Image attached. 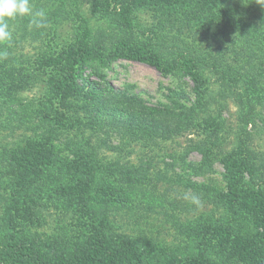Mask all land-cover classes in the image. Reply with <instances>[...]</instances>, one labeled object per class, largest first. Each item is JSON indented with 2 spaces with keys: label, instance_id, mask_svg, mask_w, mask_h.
<instances>
[{
  "label": "rangeland",
  "instance_id": "374dc122",
  "mask_svg": "<svg viewBox=\"0 0 264 264\" xmlns=\"http://www.w3.org/2000/svg\"><path fill=\"white\" fill-rule=\"evenodd\" d=\"M217 1L223 9L228 10L226 5H232V0ZM160 2L134 7L132 30L137 24L143 32H132L115 19L114 0H30L31 14L9 21L12 39L0 42V195L10 196L24 184L17 176L20 150H29L37 143L48 145L45 171L32 189L29 207H24L18 223L19 239L28 233L34 235L38 248L46 255L60 253L62 247L94 230L99 225L95 220L97 203L110 197L115 201L109 216L115 223V239L130 243L129 247L136 251L129 264H175L180 260L198 264H246L243 254L235 247V232L258 234L253 225L257 218L244 209L241 201L231 203L225 198L226 165L221 160L238 149L242 110L234 96L221 97L223 79L209 58V53L215 50L211 33L204 39L198 38L191 48L204 61L209 58L198 66L212 102L217 101L210 106L209 113L194 109L200 94L190 75L164 73L144 62L108 56L123 41H132L133 36L149 41L150 29L158 21H165L168 16L177 18L180 8L170 6L168 0ZM235 4L240 8L237 14L244 17L235 19L238 36L226 34V39L237 43L228 52L241 45L247 26L264 32V9L260 3L236 0ZM79 9L91 30L90 38L99 41L107 54L105 62L95 61L87 66L80 83L104 93L92 99L90 93L88 96L82 93L63 100L52 91L66 55L84 29L77 13ZM40 11L44 16L36 15ZM181 20L179 16L177 21ZM229 26L226 23L225 28ZM256 48L261 70L257 69L258 77L249 84L262 94L255 106L261 116L254 117L256 127L248 124L247 131L252 134L249 144L258 164L264 166V132L257 134V128L264 127L262 37ZM226 61V64L234 61L240 67L232 53ZM221 64L225 65L224 62L218 65ZM241 86L227 89L240 91ZM123 92L135 94L145 106L156 110L127 103L118 96ZM117 100L122 109H135L134 117L141 121L155 113L167 134L158 132L153 139L151 135L156 133L147 128L144 133L123 138L107 123L106 106ZM174 109L182 112L183 118L167 121L162 112ZM99 111L107 117L97 116ZM85 139L84 145L95 151V160L103 171L94 182L97 188L83 200L72 197L75 194L70 189L75 187L62 190L64 195L69 191L70 201L60 195L59 189L63 183L71 186L77 183L72 173L83 163V158L77 159L70 145L72 142L80 145L79 141ZM207 148L217 157L206 168L193 172L186 167L185 163L200 165ZM83 149L85 154L89 153ZM122 168L137 171L130 176L116 171ZM249 180L250 175L245 172L236 190L244 192ZM188 182L214 190L201 191ZM101 188L114 194L105 195ZM1 216L0 205V225ZM255 262L264 264L263 259Z\"/></svg>",
  "mask_w": 264,
  "mask_h": 264
},
{
  "label": "trees",
  "instance_id": "16d2710c",
  "mask_svg": "<svg viewBox=\"0 0 264 264\" xmlns=\"http://www.w3.org/2000/svg\"><path fill=\"white\" fill-rule=\"evenodd\" d=\"M114 1L113 8L115 10L113 14L115 19L117 18L122 25L127 26L131 30L134 28L132 17L134 7L141 4L152 5L154 3H161V0ZM256 1L264 9V0ZM230 2L232 5H226L229 8L227 10L223 9L217 0H168L167 4L180 8V12H177V18L180 16L181 21H177V18H169V16L167 18L166 15L167 19L165 21H158L155 24L156 26L150 29L148 34L149 41H142L133 36L134 40L132 39L130 42L123 41L120 43L121 47H117L108 56L110 58L122 57L144 62L164 73L190 75L194 79L197 91L200 94L194 109L205 112L210 110L213 102L217 101L212 102V97L205 86V80L198 71V66L202 65L203 62H207L211 57V66L215 68V71L220 74L219 77L223 79L221 97L224 98L227 94H230L232 97L234 96V100L240 104L242 110L239 117L243 126L238 133V149L223 156L221 160L226 165L225 177L227 179L228 192L225 193V198L231 203L241 201L244 209L257 218L253 225L258 230V234L235 232L236 237L234 240L235 247L240 250V254H243V261L246 264H256L255 261L264 260V166L258 164L257 155L250 147L249 143L252 134L247 131V126L252 123L256 127V119L261 116L255 106L258 97L262 94L255 86L249 83L258 77L256 75L257 69L261 70L260 55L256 47L261 37L264 41V32L260 28L256 29L253 26H247L244 29V39L240 40L242 41L241 45L232 48L228 52L229 48L237 43L226 39V34L238 36L235 34V30L238 31V22L235 19L243 16L237 14L240 8L235 4L236 0ZM222 4H226V2ZM77 13L84 23V29L79 41L75 43L74 47L66 55L61 71L54 81L55 85L52 91L54 92V96H61L63 100L76 94L81 95L82 93L86 96L91 94L90 97L92 99L104 93L94 86H82L80 83V78L87 66L95 61L105 62L107 54L104 53L99 41L90 38L91 30L80 14V9ZM222 18L225 20L223 21ZM226 23H230L228 29L225 28ZM135 27L132 32L136 30L140 31L137 24ZM210 33L215 50H212V53H209L207 61H204L202 58H199V53L196 51L192 52L191 48L194 46L192 45L193 43L199 39H204ZM230 53L235 57V61L237 59V62L240 63V67L236 66V62L234 61L231 64H226V59H229ZM218 56H222V59ZM223 62L225 65H218ZM239 84L242 85L240 91H228L227 87H230V90H236ZM109 88L112 89L110 86ZM109 94L115 95L110 92ZM118 96L123 97L127 103L132 105L141 106L143 109L156 110L145 106L142 99L135 94L123 92ZM106 107L109 110V113H107V123L115 127L116 132L123 138L132 137L137 133H144L147 128H151V131L156 133L151 135L153 139L158 135V132L167 134L164 128H162L163 125H160L156 119L155 113L151 114L150 118L141 121L139 118L134 117L135 109L128 110L126 107L122 109L120 100L111 101ZM162 113H164L167 121L174 120L177 117L183 118L182 112H177L175 109ZM99 115L104 116L105 114L99 111L97 116ZM255 116H257L256 119H254ZM257 131V134L263 133L264 127L260 130L257 128ZM86 142L87 139L80 140V145L73 142L70 145L73 146L77 159L83 158V163L79 164L77 171L72 173L76 176L77 183L73 186L68 185V183L61 185L59 193L65 198L69 199V191L64 195L62 190H68L70 187H75L70 189L75 194L72 197L81 198L82 200L97 188L94 182L98 173L103 171V168L95 160V151L86 148ZM84 147L89 153L85 154ZM18 151L19 149H17V153ZM48 151L49 147L44 143H37L29 150L25 148L21 149L17 157V176L24 181V184L18 188L19 191L13 192L10 196L0 195V205L2 206L0 264H129V261L133 260L132 256H136V251H132V248L129 247L131 246L130 243H123L115 239V236H117L113 233L115 223L109 218L115 201L110 197L102 198L97 203L98 213L95 220L98 221L99 225L95 226V229L86 234L83 239H79L67 247H62L60 253L56 252L52 256L44 254L38 248L39 243H37V239L30 233L26 234L24 238L19 239L20 229L18 228V223L22 218L23 210L29 207L28 201H30L32 189H34L37 180L45 171ZM204 155V159L200 165L185 163L186 167L195 172L206 168L208 162L217 157L214 151H211L209 148L204 151ZM116 171L130 176L137 170L122 168ZM245 172H248L250 175V180L248 181L246 190L239 193L236 190V186L239 180L244 177ZM188 185L201 191L211 192L214 190L211 187L199 186L193 182H188ZM103 193L105 195H113L114 191L106 192L104 189ZM259 228L261 231H259ZM139 254L140 256L142 255L141 253ZM141 260L144 261L142 257ZM175 264L198 263L191 260H180Z\"/></svg>",
  "mask_w": 264,
  "mask_h": 264
},
{
  "label": "clouds",
  "instance_id": "9594fccd",
  "mask_svg": "<svg viewBox=\"0 0 264 264\" xmlns=\"http://www.w3.org/2000/svg\"><path fill=\"white\" fill-rule=\"evenodd\" d=\"M32 12L30 0H0V42H8L12 39L9 21L17 16L30 15ZM44 16V12L36 13ZM196 198L193 197V200Z\"/></svg>",
  "mask_w": 264,
  "mask_h": 264
}]
</instances>
